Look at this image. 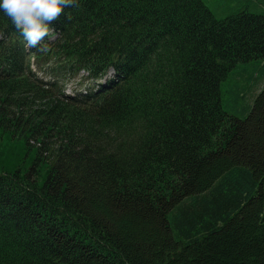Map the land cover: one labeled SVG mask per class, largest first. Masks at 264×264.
<instances>
[{"label": "trees", "instance_id": "16d2710c", "mask_svg": "<svg viewBox=\"0 0 264 264\" xmlns=\"http://www.w3.org/2000/svg\"><path fill=\"white\" fill-rule=\"evenodd\" d=\"M220 13L77 0L41 51L0 10V264H264V0Z\"/></svg>", "mask_w": 264, "mask_h": 264}, {"label": "clouds", "instance_id": "9594fccd", "mask_svg": "<svg viewBox=\"0 0 264 264\" xmlns=\"http://www.w3.org/2000/svg\"><path fill=\"white\" fill-rule=\"evenodd\" d=\"M76 5L77 0H0V10L23 36L25 48L41 51L47 48L46 39H55L53 22Z\"/></svg>", "mask_w": 264, "mask_h": 264}, {"label": "rangeland", "instance_id": "374dc122", "mask_svg": "<svg viewBox=\"0 0 264 264\" xmlns=\"http://www.w3.org/2000/svg\"><path fill=\"white\" fill-rule=\"evenodd\" d=\"M204 3L210 8V10L216 16H221L223 13H220V9L224 5V0H203ZM240 68L239 71L243 70L241 77H238L237 83L245 84V101H251L252 97L260 88L263 82L264 75V63L263 61H251L244 64H238ZM77 79L80 80L79 76H76L72 79H69L64 85L62 89H71L73 90L76 87ZM229 79V75L227 76ZM238 83V84H239ZM239 111V110H237Z\"/></svg>", "mask_w": 264, "mask_h": 264}]
</instances>
